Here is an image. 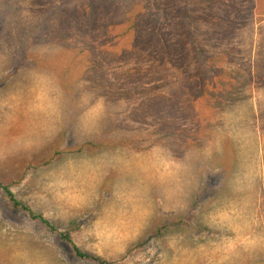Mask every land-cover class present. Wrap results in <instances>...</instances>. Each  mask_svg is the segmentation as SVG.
Listing matches in <instances>:
<instances>
[{"label":"rangeland","instance_id":"374dc122","mask_svg":"<svg viewBox=\"0 0 264 264\" xmlns=\"http://www.w3.org/2000/svg\"><path fill=\"white\" fill-rule=\"evenodd\" d=\"M0 184L114 264H264V0H0ZM0 264L96 263L0 196Z\"/></svg>","mask_w":264,"mask_h":264},{"label":"trees","instance_id":"16d2710c","mask_svg":"<svg viewBox=\"0 0 264 264\" xmlns=\"http://www.w3.org/2000/svg\"><path fill=\"white\" fill-rule=\"evenodd\" d=\"M0 196H2L14 210H18L20 212H23L25 215L28 216V218L30 220L35 221L38 225H40L47 232H49L50 234L56 235L60 241L64 242L66 245H68L71 248L75 257H77L78 259L91 261V262H94L96 264H114L113 262H109V261L102 259L100 257H96L92 254L81 251L72 242V239H71V234L73 232L72 227H70L65 232H58L56 230V228L47 219H45L44 217H42L38 214H35L30 209H28L26 206H24L21 202H19L16 199L13 192L11 191L10 186L0 184ZM197 202H198V200L194 199L191 207L196 205ZM186 217H188V214H186V216L182 215V216L178 217L173 223H170L167 225H162L161 228H159V234L163 230H166V229L179 228L181 225L184 224V222L187 221ZM149 234H150V236H154V235H156V232L152 231V232H149ZM148 242H149V238L146 239L143 243L146 244Z\"/></svg>","mask_w":264,"mask_h":264}]
</instances>
